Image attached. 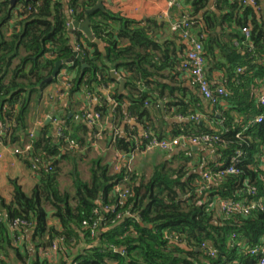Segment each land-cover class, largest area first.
<instances>
[{"label":"trees","instance_id":"1","mask_svg":"<svg viewBox=\"0 0 264 264\" xmlns=\"http://www.w3.org/2000/svg\"><path fill=\"white\" fill-rule=\"evenodd\" d=\"M99 1H19L12 7V0H0V143L22 149L31 143L32 150L19 158L39 176L30 193L13 181L10 198L0 194V264H12L13 258L18 264H256L248 250L262 244L264 211L224 215L218 203L264 199V123H253L264 114L262 1L254 0L257 10L245 4L247 0H219L216 9L224 15L207 12L201 17L209 0H192L190 18L198 22L195 30L204 44L207 77L211 81L219 73L220 85L212 89L223 87L227 92L216 105L206 100L212 110L200 121L197 111L205 99L190 92L186 99L181 80V47L186 49V44L178 35L183 46L163 38L169 26L111 11L94 13L89 16L91 29L108 45L105 53L82 31H71V23L84 22ZM76 52L83 61L63 67L71 77L66 100L72 105L83 94L100 100L95 112L113 125L111 143L117 153L131 156L145 148L149 139H141L139 129L159 139L217 135L212 149L217 160L203 171L217 173L232 166L238 173L200 194L202 164L194 158L199 152L188 148L155 166L149 176L130 172L124 162L115 171V164L97 158L88 163L86 178L77 159L85 160L79 151L91 147L90 134L96 130L84 120L91 111L85 108L79 120L63 116L59 132L53 123L31 139L33 97L60 84L58 78L51 84L46 81L58 62L70 60ZM83 64L88 65L84 71ZM114 70L126 81L124 95L112 78ZM104 88L111 89L107 96ZM159 102L165 103L166 116L173 111V116L183 118L170 138L149 110ZM129 119L140 128L132 129ZM70 141L76 142L75 148H70ZM65 163L70 165L72 191L61 188ZM120 186L130 192L124 201L117 191ZM17 220L28 225L14 229ZM17 236L23 237L20 246L14 244ZM59 239L60 259L53 263L46 253ZM203 245L216 256L208 255Z\"/></svg>","mask_w":264,"mask_h":264},{"label":"crops","instance_id":"2","mask_svg":"<svg viewBox=\"0 0 264 264\" xmlns=\"http://www.w3.org/2000/svg\"><path fill=\"white\" fill-rule=\"evenodd\" d=\"M171 1L172 0H113L110 4L107 2V0H105L104 7L105 12L111 11L113 13H120L126 18L138 22H146L152 25L166 24L170 27V25L175 21L182 20L183 18H190L193 12L192 0H177V3L173 7L170 6ZM261 1L262 5L264 6V0ZM218 2L219 0H209L207 9L202 11L200 16H204V14L207 12H215V15L218 17L224 15L225 13L221 14L216 9V4ZM218 31H222V27H219ZM194 32L197 34L196 30ZM177 37L176 34L174 35L171 29L169 30V28H167L166 33L163 35V38L175 41L177 45L183 46L181 41L179 40V37ZM181 54L185 56L186 59L187 47L186 49L181 47ZM220 77L221 75L219 73L214 74L211 79L212 85H220ZM181 80L182 82H184L183 88L188 93L186 99H189L191 97L190 93H192L193 95L200 94L188 73L185 72L184 77L181 78ZM57 86V84H51L44 90L40 98L34 96L32 99L29 124L30 131H34L37 135L40 134L45 126L53 124L52 120H50V117L58 119L60 124L62 123L61 118L63 116L69 115V117L71 118L74 116L75 120H79L78 115L84 108L90 109L91 112H95V108L100 105V100L98 98H91L88 100V97L85 94L78 96L77 99L74 100V104L72 105L68 104L69 101L67 100L57 103L53 99L58 89ZM101 91L105 96H107L110 93L111 89L108 90L107 88H104ZM200 96L202 95L200 94ZM158 104L159 105L155 107L149 106V110L153 115L152 118L156 126L159 128V125L164 124L165 126L163 127V129H161V132L163 133V135L170 138L174 125L183 122V120H181L180 116H173V111H171V113L166 116L165 112H163L165 103L159 102ZM162 104L164 105L162 106ZM202 104L204 107L201 110L197 111L199 121L206 120L204 114L207 112H211L212 110V107L208 105L209 103L206 101V99L202 100ZM201 113H203V115ZM126 123L129 124L132 129H135V127L140 128L139 125L137 126L134 119H129ZM94 127V129L96 130L95 135L90 134L91 147L81 149L79 151L80 155H83V158H85L83 162L87 161L86 158L87 156H89L88 160H90V158L92 157L102 158L104 160V163H111L112 165H116L118 162H120L119 156L121 154L117 153L113 149L111 143L112 135L114 134L113 132L115 130L113 125H111L109 119H103L100 124ZM139 132L142 139L145 136V131L139 129ZM16 148H20V146L12 145L9 146V148L3 149L2 152L4 157L2 160H0V194L7 199L10 198L12 192L11 183L13 181H18L24 187L27 193H30L32 189L39 183V176L36 175L35 172L30 170L19 157L14 155V149ZM188 148H193V151L199 152V154L194 158L198 157V160L201 161L202 165L199 171L202 172V174L204 172L203 169L206 167L207 163L216 162L217 160L214 156L215 152L212 149H204L203 147H198L199 149H195V147H181L173 154L156 151L159 152L156 160L153 159V154L156 152L151 154H143L139 152L138 154L136 153L135 157L137 158V161L140 158L144 157L147 161V167L154 168L155 166L161 164L164 160H169L170 158L179 154L181 151H186V149ZM159 158H162V160ZM77 161L82 171V168L86 165V163H83L82 161L79 162L78 159ZM63 166L65 167L63 170L65 174H62V177L60 179L61 188L63 191H72V182L70 180V177L68 176L70 165L65 163L63 164ZM89 167L90 166H87L86 169L82 172L85 177H88L90 175ZM137 170L139 172L140 170H145L144 165L139 166ZM65 185H67L66 188H63ZM51 224L56 225L57 223L55 221H52ZM27 237L29 240H31L32 237L30 232L27 234ZM59 259L60 255L56 254L53 257L52 262L57 263ZM11 262L12 264H18L16 258H13Z\"/></svg>","mask_w":264,"mask_h":264},{"label":"built area","instance_id":"3","mask_svg":"<svg viewBox=\"0 0 264 264\" xmlns=\"http://www.w3.org/2000/svg\"><path fill=\"white\" fill-rule=\"evenodd\" d=\"M177 3V0H172L170 2V6L173 7ZM248 4L252 7H255L258 10V6L254 0H247L245 1V4ZM73 23H71L70 28L73 26ZM198 25L197 21L192 20L191 18H183L182 20H178L173 22L170 25L171 31L178 35L180 39L186 44L187 47V54L186 59L183 64V71L189 74V76L192 78L194 85L200 92V94L208 101H210L212 104L216 105L218 103V99L223 96H227V92L223 87H218L215 89H212V83L207 77V62L205 58V48L204 44L202 42V37H198V35L194 32L196 26ZM246 38L249 39V31H245ZM72 65H69L71 67ZM239 72H242V70H239ZM69 79H71L68 69H63L59 76L58 80L60 84L57 86V92L55 96L53 97L54 101L57 103H60L62 101H65L67 98V92L71 89V84ZM108 90L110 88H107ZM90 98V96L88 97ZM260 101L264 105V92L263 95L260 96ZM181 118V117H180ZM197 118H192V120ZM52 122L56 126L57 131L59 132L60 123L56 118H51ZM84 120L87 121L90 127H94L102 122V116L100 113L96 112H87L84 116ZM183 120V118H181ZM254 124H262L264 123V114L260 117H258L254 122ZM35 132H31V139L34 138ZM118 132L116 133V135ZM145 137L149 139V142L145 146V148L142 151H137L138 154H151L156 151H160L167 154H173L175 153L179 148L181 147H203L204 149H213L214 145L219 141V137L217 135H203V136H197V137H186L181 136L178 138L173 139H159L157 137H153L151 134H145ZM70 148L76 147V142L70 141L69 142ZM9 148V145H3L0 143V160L3 159L4 155L2 150ZM32 150V144L27 143L22 148H16L14 149V155L19 156H25L28 155V153ZM136 153L132 154L131 156H126L121 154L119 156L120 162H118L115 165L114 170L119 171L120 164L122 162L127 163L128 170L131 172L132 170V162L135 159ZM235 161V159H233ZM238 171L235 169V167H229L228 169L219 171L217 173H213L210 170H206L203 172V179L204 183L199 191L201 194L203 191L210 188L211 185L220 183L222 179L229 174H237ZM117 191L119 192L120 200L124 201L126 198L130 195L129 190L125 186L117 187ZM256 189L251 190V194L253 196H257ZM218 208L224 215H231V214H239V215H249L251 212L259 210L264 211V199L258 198L257 201L247 204L243 202H234V201H220L218 203ZM109 209V208H107ZM20 225L27 226L28 224L17 220L13 228L16 229L20 227ZM236 237L233 236V240H235ZM63 240L59 239L56 240L53 244L52 248L49 252L46 253V256L50 258V260L53 259V257L58 254L60 245ZM23 242L22 236H17L14 239V244L17 246H20ZM202 249L204 251H207L208 255L211 257L216 256L215 251H211L210 248L206 245H203ZM248 254H250L252 257H255L257 259L256 264H264V238L262 240V244L259 247H255L253 249L248 250Z\"/></svg>","mask_w":264,"mask_h":264},{"label":"water","instance_id":"4","mask_svg":"<svg viewBox=\"0 0 264 264\" xmlns=\"http://www.w3.org/2000/svg\"><path fill=\"white\" fill-rule=\"evenodd\" d=\"M19 1L30 2V1H36V0H12V7H14L16 5V3ZM112 1L113 0H107V2L110 4L112 3ZM104 3H105V0H100L98 5L95 8H93L87 12V16H86V19L84 22L75 21L73 23V26L71 27L72 32L75 30L82 31L84 33V35L88 38V40L92 44L97 46V48L99 49V51L101 53L106 52L108 45H106L104 42L97 40L95 38L93 31L91 29V21H90L89 16L93 15L94 13H97L99 11L105 12ZM76 61H83L81 55L78 52H76L70 60L58 62L55 66V70L53 72V75L46 81V84H51L54 80H56L64 66L73 65ZM87 68H88V65L83 64L82 70L84 71ZM111 75H112V78L114 80H116L119 84V93L121 95L126 94V81L117 73L116 70L112 71ZM195 149H199V148L195 147Z\"/></svg>","mask_w":264,"mask_h":264},{"label":"rangeland","instance_id":"5","mask_svg":"<svg viewBox=\"0 0 264 264\" xmlns=\"http://www.w3.org/2000/svg\"><path fill=\"white\" fill-rule=\"evenodd\" d=\"M158 153L159 152H156V153H154L153 154V159H155L156 160V158L158 157ZM89 156H87V161L85 162L86 163V165L85 166H83V168H82V172L86 169V167L87 166H89L90 165V163H91V161L92 160H95V159H97V158H90V160H88L89 158H88ZM150 157V156H149ZM159 159H161L162 160V158H159ZM137 158L135 157V159H134V161L132 162L133 164H132V170L133 171H135V172H137L138 170V167L139 166H141V165H144V167H145V170H140V172L138 171V173H140V175H144V176H149L151 173H152V170H153V167H147V161L145 160V158L143 157V158H140L137 162ZM88 163H89V165H88ZM141 164V165H140ZM87 177V176H86ZM66 186L67 185H65L63 188H66Z\"/></svg>","mask_w":264,"mask_h":264}]
</instances>
